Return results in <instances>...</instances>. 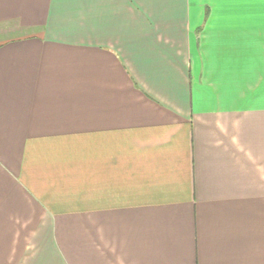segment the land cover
I'll use <instances>...</instances> for the list:
<instances>
[{
  "label": "crops",
  "instance_id": "0c3cea01",
  "mask_svg": "<svg viewBox=\"0 0 264 264\" xmlns=\"http://www.w3.org/2000/svg\"><path fill=\"white\" fill-rule=\"evenodd\" d=\"M0 264H264V0H0Z\"/></svg>",
  "mask_w": 264,
  "mask_h": 264
}]
</instances>
